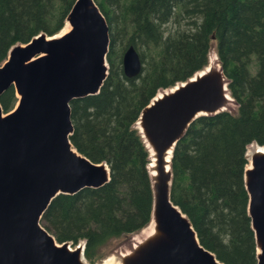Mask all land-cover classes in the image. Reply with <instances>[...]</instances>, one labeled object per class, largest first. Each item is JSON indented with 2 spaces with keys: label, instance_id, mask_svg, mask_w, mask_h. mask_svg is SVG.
Wrapping results in <instances>:
<instances>
[{
  "label": "trees",
  "instance_id": "trees-1",
  "mask_svg": "<svg viewBox=\"0 0 264 264\" xmlns=\"http://www.w3.org/2000/svg\"><path fill=\"white\" fill-rule=\"evenodd\" d=\"M74 1L0 0V65L14 45L59 33ZM94 1L109 28L108 76L97 95L71 102L70 142L91 162H105L110 181L57 196L41 225L58 243L84 241L93 263L113 239L149 224V154L133 125L159 90L208 65L214 43L238 107L199 117L176 144L171 201L220 263L257 264L243 173L246 146H264V0ZM130 46L142 63L131 79L122 69ZM16 103L13 88L0 98L4 113Z\"/></svg>",
  "mask_w": 264,
  "mask_h": 264
},
{
  "label": "water",
  "instance_id": "water-1",
  "mask_svg": "<svg viewBox=\"0 0 264 264\" xmlns=\"http://www.w3.org/2000/svg\"><path fill=\"white\" fill-rule=\"evenodd\" d=\"M109 45L108 24L96 2L75 0L59 33L14 45L0 65V98L10 88L17 98L8 113L0 104V264H87L85 242L58 243L41 218L57 196L110 181L105 162H91L70 142V104L99 93L108 76ZM213 60L208 54L202 70L159 90L133 125L149 154L152 207L141 231L145 237L115 256L120 264H222L200 245L170 195L173 151L190 125L199 117L231 112L232 104L238 107L219 59ZM141 68L137 51L128 47L124 75L136 78ZM253 146L264 148L256 142L246 146L243 181L257 264H264V153Z\"/></svg>",
  "mask_w": 264,
  "mask_h": 264
},
{
  "label": "rangeland",
  "instance_id": "rangeland-1",
  "mask_svg": "<svg viewBox=\"0 0 264 264\" xmlns=\"http://www.w3.org/2000/svg\"><path fill=\"white\" fill-rule=\"evenodd\" d=\"M211 45L212 46L210 48L209 54L214 59L213 61H216L218 59L215 55V44L212 43ZM216 63H217V61H216ZM229 110L231 112H236L237 106L235 104H232L230 106ZM143 229L139 230L138 232L127 234V235H124L122 237L113 239L107 246H105L101 250V252L99 253V259H95L93 263H89L85 259L87 264H102L103 262L111 259L112 257H115V256L121 257L124 254H127L128 252L131 251V249L133 248V246L136 243H138L139 241H141L145 237L144 234H141V231Z\"/></svg>",
  "mask_w": 264,
  "mask_h": 264
},
{
  "label": "bare ground",
  "instance_id": "bare-ground-1",
  "mask_svg": "<svg viewBox=\"0 0 264 264\" xmlns=\"http://www.w3.org/2000/svg\"><path fill=\"white\" fill-rule=\"evenodd\" d=\"M212 63V62H211ZM254 147V149L253 150H258V152L259 153H264V148H258V146H253ZM150 166H151V163H150ZM246 168L248 169L249 168V165L248 166H246ZM151 173V172H150ZM150 229L148 228L147 229V231H149ZM151 231V230H150ZM149 231V232H150ZM81 261L83 262V263H85L84 262V260H83V258H81ZM102 264H120V262L118 261V259L116 258V257H113V258H111V259H109V260H106L105 262H103Z\"/></svg>",
  "mask_w": 264,
  "mask_h": 264
}]
</instances>
